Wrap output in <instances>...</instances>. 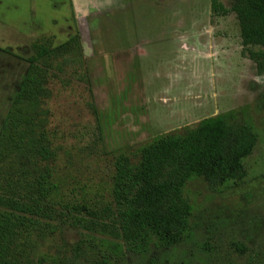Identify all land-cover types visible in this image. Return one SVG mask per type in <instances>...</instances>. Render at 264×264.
<instances>
[{
  "label": "rangeland",
  "instance_id": "374dc122",
  "mask_svg": "<svg viewBox=\"0 0 264 264\" xmlns=\"http://www.w3.org/2000/svg\"><path fill=\"white\" fill-rule=\"evenodd\" d=\"M43 1L0 0V131L28 66L16 58L24 49L18 33L33 21L38 35L45 34L31 39L23 57L38 37L52 33L54 45L66 40L61 12L50 6L56 0H47L46 10ZM219 1L230 9L232 0ZM209 5L85 0L80 29L72 31L80 37L84 79L66 73L64 84L56 78L48 84L60 172L75 192L106 194L116 154H130L162 133L185 134L208 116L238 109L235 123L257 134L241 180L212 184L193 176L186 182L191 213L179 244L127 252L118 264H264V64L258 68L242 54L235 14H214ZM62 237L73 243L79 235L68 228Z\"/></svg>",
  "mask_w": 264,
  "mask_h": 264
},
{
  "label": "trees",
  "instance_id": "16d2710c",
  "mask_svg": "<svg viewBox=\"0 0 264 264\" xmlns=\"http://www.w3.org/2000/svg\"><path fill=\"white\" fill-rule=\"evenodd\" d=\"M210 9L235 14L242 54L262 68L264 0H232L229 10L210 0ZM31 46L0 131V264H118L127 252L175 246L191 213L186 182L197 176L224 184L245 176L243 159L257 134L235 123L239 110L231 109L201 119L185 134L162 133L130 154H116L106 194L75 192L60 172L62 146L50 125L48 84L55 78L64 84L66 73L84 79L80 37L54 45L41 36ZM68 228L79 235L73 243L62 237Z\"/></svg>",
  "mask_w": 264,
  "mask_h": 264
},
{
  "label": "crops",
  "instance_id": "0c3cea01",
  "mask_svg": "<svg viewBox=\"0 0 264 264\" xmlns=\"http://www.w3.org/2000/svg\"><path fill=\"white\" fill-rule=\"evenodd\" d=\"M46 1L44 0L41 4V7L43 5L44 9H47V5H46ZM50 1V0H49ZM85 3V0H56L55 5L52 3L50 4L51 8L53 9H59V15H61L62 19L65 21V26L63 28H59V31H63L66 35V39L71 36L72 34H74V32L72 33L73 29H75V27H77V29L79 30V16L82 14L83 11V4ZM112 4L118 3V0H111ZM60 6L57 7V6ZM64 5V6H63ZM210 6V5H209ZM62 7V9H61ZM40 9V8H38ZM45 9V10H46ZM62 10V11H61ZM33 11V16L35 14L34 9L31 10V12ZM48 13L45 11L44 15H47ZM12 17V16H11ZM15 18H13L14 20ZM12 28V27H10ZM27 30L25 32H20L18 33L21 36V41L22 44L20 46H18L19 49H23L25 50L27 48V44L31 43V39L35 38L37 36L40 35H45V34H39L38 35V30H36L37 26L33 25V21H30V24L28 26H26ZM49 34V33H47ZM51 37H53L55 39V35L50 33ZM30 41V42H28ZM18 50V49H17ZM27 51V50H25ZM25 62V61H24Z\"/></svg>",
  "mask_w": 264,
  "mask_h": 264
},
{
  "label": "flooded vegetation",
  "instance_id": "af4514ba",
  "mask_svg": "<svg viewBox=\"0 0 264 264\" xmlns=\"http://www.w3.org/2000/svg\"><path fill=\"white\" fill-rule=\"evenodd\" d=\"M20 50H22V49H20ZM26 50V49H25ZM25 50H23V52L22 53H20L19 52V54H18V56H16V58L19 60L18 62H20V61H25L27 64H28V62H27V58L28 57H23V55L22 54H24V52H25ZM28 67V66H27ZM27 70V69H26ZM26 72V71H25ZM25 74V73H24ZM21 81V80H20ZM20 83V82H19ZM18 87H19V85H18ZM18 87H17V89H18Z\"/></svg>",
  "mask_w": 264,
  "mask_h": 264
}]
</instances>
